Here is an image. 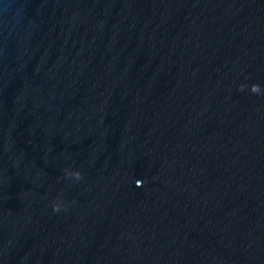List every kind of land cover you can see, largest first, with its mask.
<instances>
[{"label":"water","instance_id":"95a60500","mask_svg":"<svg viewBox=\"0 0 264 264\" xmlns=\"http://www.w3.org/2000/svg\"><path fill=\"white\" fill-rule=\"evenodd\" d=\"M0 264H264V0H0Z\"/></svg>","mask_w":264,"mask_h":264}]
</instances>
